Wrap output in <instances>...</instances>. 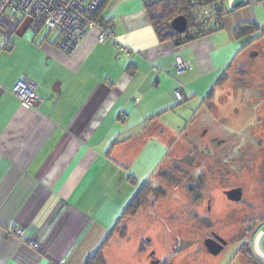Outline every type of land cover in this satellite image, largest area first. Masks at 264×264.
Instances as JSON below:
<instances>
[{
	"label": "crops",
	"instance_id": "crops-1",
	"mask_svg": "<svg viewBox=\"0 0 264 264\" xmlns=\"http://www.w3.org/2000/svg\"><path fill=\"white\" fill-rule=\"evenodd\" d=\"M100 14L109 26L91 30L74 53L49 29L30 34L28 24L7 20L0 30V264H87L145 183L131 170L150 142L166 149L153 184L171 143L191 127L181 132L169 119L181 120L194 99H203L195 116L210 111L207 87L249 39L236 38L237 27L264 32V0H245L222 30L181 47L160 40L143 0H109ZM179 60L192 69L179 73ZM23 77L36 84V105L13 93ZM14 229L25 238L9 237ZM135 245L115 235L106 263L152 264Z\"/></svg>",
	"mask_w": 264,
	"mask_h": 264
},
{
	"label": "rangeland",
	"instance_id": "rangeland-1",
	"mask_svg": "<svg viewBox=\"0 0 264 264\" xmlns=\"http://www.w3.org/2000/svg\"><path fill=\"white\" fill-rule=\"evenodd\" d=\"M28 32L35 34L29 28ZM248 42H237L238 50ZM222 76L218 73L213 84ZM215 85L207 87L205 97ZM202 100L182 106L187 110L178 113L181 120L169 119L179 131L185 124L191 127L171 143L161 168L168 176L155 177L151 187L158 193L149 195L140 212L124 222L126 235L135 247L142 243L150 257L174 254L172 261L182 264H261L249 240L264 218V38L240 56L227 81L215 88L210 111L201 109L195 116ZM165 154L161 143L150 142L131 170L140 184L153 177ZM235 188L243 190L240 202L225 195ZM211 231L229 242L217 257L204 247Z\"/></svg>",
	"mask_w": 264,
	"mask_h": 264
},
{
	"label": "trees",
	"instance_id": "trees-1",
	"mask_svg": "<svg viewBox=\"0 0 264 264\" xmlns=\"http://www.w3.org/2000/svg\"><path fill=\"white\" fill-rule=\"evenodd\" d=\"M108 1L109 0H107L106 3ZM143 2L160 40L171 41L176 47L184 46L222 30L225 24V17L231 11L229 0H143ZM104 6L97 13V18H100L103 26L107 27L109 26V21H102L100 14ZM180 16L188 20V30L184 34H176L171 28L172 21ZM235 36L236 38L249 37V42L228 65L221 79L215 85L211 93L205 98L204 105L206 104L208 108H210L208 105L212 106L213 104L215 88L222 86L224 82L227 81L229 72L236 65L240 56L251 46L260 42L264 38V32H259L253 24L243 23L235 30ZM11 47L10 45L8 50ZM185 130L186 129H184V131ZM190 191L193 192V189ZM155 193L158 192L151 187L148 181L141 186L134 199L125 209L114 228L110 231L109 236L87 264H107L103 255L104 249L110 244L115 235H119L122 238L127 236L126 227L123 225L124 222L129 218H134L146 204L148 196ZM244 249L245 247L243 250ZM255 259L262 262L261 264H264L263 260L257 257Z\"/></svg>",
	"mask_w": 264,
	"mask_h": 264
},
{
	"label": "built area",
	"instance_id": "built-area-1",
	"mask_svg": "<svg viewBox=\"0 0 264 264\" xmlns=\"http://www.w3.org/2000/svg\"><path fill=\"white\" fill-rule=\"evenodd\" d=\"M107 0H0V30L6 26L7 20L14 21L17 25L28 23V28L38 34L43 28L58 32L59 47L74 53L83 37L94 28H102L103 23L97 18V13ZM232 0H229V7ZM107 32L102 31L101 39L106 38ZM10 44L4 48L8 50ZM119 52L129 54L122 45H116ZM179 73L192 69L190 63L179 60ZM13 93L22 103L36 105L38 96L36 84L30 79H20ZM9 237L25 238V233L20 229L11 230ZM264 241V224L257 229L250 240V248L255 256L264 261V252L261 250ZM30 247L39 248L36 241L29 242Z\"/></svg>",
	"mask_w": 264,
	"mask_h": 264
},
{
	"label": "water",
	"instance_id": "water-1",
	"mask_svg": "<svg viewBox=\"0 0 264 264\" xmlns=\"http://www.w3.org/2000/svg\"><path fill=\"white\" fill-rule=\"evenodd\" d=\"M244 2L245 0H232V2L230 3V9L236 10L240 8L244 4ZM171 28L176 34H184L188 30V20L183 16L177 17L172 21ZM226 196L229 201L240 202L243 198V190L242 188L229 190L226 192ZM226 245L227 242L219 237H217L216 239L208 238L204 241V247L207 253L214 257L221 255ZM152 255H154V253Z\"/></svg>",
	"mask_w": 264,
	"mask_h": 264
},
{
	"label": "flooded vegetation",
	"instance_id": "flooded-vegetation-1",
	"mask_svg": "<svg viewBox=\"0 0 264 264\" xmlns=\"http://www.w3.org/2000/svg\"><path fill=\"white\" fill-rule=\"evenodd\" d=\"M159 174H161L160 176L161 177H163V178H166L167 176H168V173L166 172V170L165 171H163L162 173H161V169L158 171V173H157V176L159 175ZM229 191V190H228ZM227 192V191H226ZM226 192H225V195H226ZM227 197V196H226ZM228 199V198H227ZM232 202V201H231ZM264 224V218H263V220H262V222L260 223V225L258 226V228H260L262 225ZM257 228V229H258ZM257 231V230H256ZM254 235V234H253ZM217 237H219V238H222V239H224L223 237H221L219 234H217L216 232H213V231H211V233L209 234V236H208V238H214V239H216ZM253 237V236H252ZM251 237V238H252ZM208 238H206V239H208ZM251 238H250V240H251ZM205 239V240H206ZM204 240V241H205ZM225 240V239H224ZM249 240V241H250ZM226 241V240H225ZM227 242V245H226V247L228 246V244H229V242L228 241H226ZM226 247H225V249H226ZM224 249V250H225ZM251 249V248H250ZM252 251V250H251ZM224 252V251H223ZM173 256H175L174 254L172 255V256H170V258H172ZM157 262V263H156ZM151 263L152 264H161V262H160V260L159 259H157L156 257H155V254L154 255H151Z\"/></svg>",
	"mask_w": 264,
	"mask_h": 264
}]
</instances>
